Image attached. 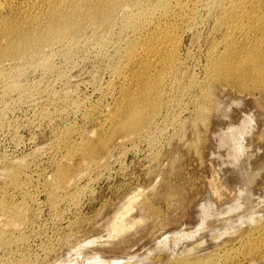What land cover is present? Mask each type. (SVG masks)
<instances>
[{
	"label": "rangeland",
	"instance_id": "rangeland-1",
	"mask_svg": "<svg viewBox=\"0 0 264 264\" xmlns=\"http://www.w3.org/2000/svg\"><path fill=\"white\" fill-rule=\"evenodd\" d=\"M202 8L195 26L179 30V78L187 85L196 77L198 85L162 110L152 138L117 139L97 163L79 150L108 130L104 123L120 100L122 84L112 66L126 36L122 22L87 30L81 45H53L33 60L0 66L6 69L0 81L7 78L0 82V201L26 209L21 221L0 215V264H250L240 238L264 229V120L254 109L264 111V96L206 83V51L219 34L211 35L215 19ZM106 51L113 57H104ZM206 88H212L213 108L202 122ZM67 164L76 169L74 178L60 186L57 174ZM12 170L21 174L18 185L9 180Z\"/></svg>",
	"mask_w": 264,
	"mask_h": 264
},
{
	"label": "bare ground",
	"instance_id": "bare-ground-1",
	"mask_svg": "<svg viewBox=\"0 0 264 264\" xmlns=\"http://www.w3.org/2000/svg\"><path fill=\"white\" fill-rule=\"evenodd\" d=\"M2 7H0V66L7 61L33 60L35 57L37 58L45 53L47 47L50 49L49 47L52 48L53 45L64 43L69 45L80 44L79 40L87 30L92 28L110 30L116 28L117 22H122L121 31L126 36L121 48L117 47L119 50H114L113 55L115 58H113V61L116 59V63L113 62L114 65L112 66L114 67L115 75L118 76L117 78L120 79L118 80L122 84L121 97L114 111L104 123L108 124V130L105 129L106 132L103 135L101 133V137L97 135L96 142L90 140V143L83 145L79 150L81 157L83 156L85 160L90 162H96L101 154L107 153L111 143L120 138L125 139L126 135L142 136L144 134L152 138L151 131L154 132L152 128L161 117L162 110L170 105L171 100L173 102L176 101L178 104V97L185 96L187 88L191 89L193 86L198 85L199 81L197 82L196 77H191L187 85L179 78L183 68V62L180 58L181 53L179 54L180 44L182 43L179 30L183 24L185 26L187 24L189 28L195 26L201 17L202 7L208 10V14L205 15L215 19L214 27L212 26L213 30H210L211 35L219 34L218 39H213L212 45L206 51L208 59L207 63L204 64L206 67L203 69L207 75L206 83L211 84L213 87L217 83L236 87L242 91H258L264 96V0H7ZM126 8H129V11L125 13ZM156 11H161L162 16L158 15L159 17H156L155 20ZM120 12L125 13H123L124 15L121 18L118 16ZM202 20L204 21L203 17ZM104 40L107 41L106 37ZM88 41L90 42V40ZM119 43L121 42L119 41ZM83 45L81 46L82 49ZM102 45L104 46L103 42ZM107 46L105 47L106 49ZM89 47L91 48V46ZM85 48L88 49V47ZM78 50L75 51L76 53L73 52L74 54L70 53L76 55ZM102 50L104 52V49ZM69 51L66 53L71 55L68 53ZM49 54H51V50ZM53 56L55 57V54ZM57 56L56 58L59 56L63 57L62 55ZM105 56H112V54L106 51ZM64 57H67V55ZM46 58L44 56L43 63L39 62L43 65V68L48 62L46 61L48 58ZM3 66L5 67L6 65ZM0 68L1 74L6 71V67ZM15 70L16 72L19 71L17 67ZM9 73L11 74L12 72ZM2 81L0 82L2 83ZM8 85L10 86L11 84L8 83ZM17 85L15 88H17ZM14 86L13 84V89ZM201 93L206 104L200 106L198 117L199 121L207 122L206 111L213 108V103L211 102L213 98L212 88L201 90ZM181 103L180 105H182ZM257 107H254L257 112V119L258 121L259 119L263 121L264 111ZM90 114H87L88 117ZM216 120L219 121L220 118L219 120L216 118ZM102 127L104 128V125ZM100 128L98 131H104L103 128H101L103 130H100ZM221 130L223 129L221 128ZM242 133L244 134V132ZM251 133H254V131ZM226 144L229 145L228 143ZM243 155H245L244 152ZM250 156L252 155L250 154ZM18 165L20 164L18 163ZM74 170L70 165H63L59 169L57 176L60 186L70 184V181L74 178L72 177ZM20 175L18 170L10 171L8 176L13 185H18ZM9 203L4 198L0 201V215L5 216L8 220H23V213H25L26 209L17 210ZM144 204L149 206L150 201L146 200ZM261 223L260 221L257 225ZM263 233V228L256 227L245 235L247 239L246 237L240 238V241L246 240L248 248L246 252L251 253L250 264L254 261L258 262V264H264ZM240 261L231 262V264H240Z\"/></svg>",
	"mask_w": 264,
	"mask_h": 264
}]
</instances>
